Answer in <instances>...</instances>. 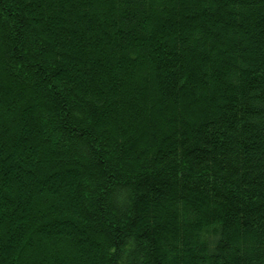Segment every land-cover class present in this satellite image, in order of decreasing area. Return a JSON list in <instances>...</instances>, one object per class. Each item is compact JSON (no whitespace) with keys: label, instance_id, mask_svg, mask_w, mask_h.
Masks as SVG:
<instances>
[{"label":"trees","instance_id":"1","mask_svg":"<svg viewBox=\"0 0 264 264\" xmlns=\"http://www.w3.org/2000/svg\"><path fill=\"white\" fill-rule=\"evenodd\" d=\"M0 264H264V0H0Z\"/></svg>","mask_w":264,"mask_h":264}]
</instances>
